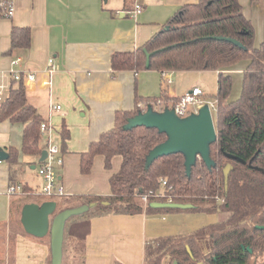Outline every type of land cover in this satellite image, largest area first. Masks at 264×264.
<instances>
[{
    "label": "trees",
    "instance_id": "16d2710c",
    "mask_svg": "<svg viewBox=\"0 0 264 264\" xmlns=\"http://www.w3.org/2000/svg\"><path fill=\"white\" fill-rule=\"evenodd\" d=\"M217 37L235 40L243 48ZM30 43L29 28L11 27L8 53L27 50ZM243 61L246 64L241 73L240 96L228 101L233 84L230 72ZM110 65L112 75L122 71L217 72L216 141L210 146L214 167L208 169L197 159L187 176L183 156L173 154L156 159L146 168L147 154L163 143L166 136L154 128L126 130L125 126L130 118L148 107L155 110L157 102L174 105L180 97H169L165 92L146 98L135 94L133 110L117 112L113 128L79 155L82 175L90 173L96 156L103 157L107 171L111 170L112 159L120 157L118 171L109 177V195L47 199L56 203L51 219L67 209L88 207L85 213L71 217L65 224L61 264H84L85 240L94 218L177 213H221L227 218L187 235L146 241L144 264H248L251 256L264 251V228H257L264 226V39L254 46V28L243 15L239 0H198L182 6L143 45L132 52L112 54ZM138 104L143 105L140 108ZM5 120L23 127L20 153L40 157L43 150L40 125L45 121L29 103L22 82L11 81L6 97L0 102V122ZM59 134L60 151L65 152L70 138L67 127L63 125ZM8 154L7 163L12 169L18 164L19 152L10 148ZM227 154L244 164L227 158ZM227 165L230 171L225 178L223 170ZM21 187L25 198L32 197L26 186ZM143 196H147L146 205L141 201ZM151 203L191 207L155 209L150 207ZM16 215L18 219H12V226L25 233L21 215ZM46 237L50 242V235Z\"/></svg>",
    "mask_w": 264,
    "mask_h": 264
},
{
    "label": "crops",
    "instance_id": "0c3cea01",
    "mask_svg": "<svg viewBox=\"0 0 264 264\" xmlns=\"http://www.w3.org/2000/svg\"><path fill=\"white\" fill-rule=\"evenodd\" d=\"M130 1L14 0L13 16L0 21L2 97H6L12 81L8 73L11 61L18 58L20 61L15 68L35 75L34 81L25 87L29 103L49 124L52 141L59 147V133L63 125L67 127L70 138L61 155L63 158L68 153L77 154L78 169L80 153L102 133L113 128L117 112L133 110L135 94L146 98L158 97L165 92L169 97H181L193 88L201 89L196 83L203 72L122 71L112 75V54L134 51L157 33L179 8L198 0H137L143 9L136 16L130 13L133 5ZM249 1V5L252 3L254 8L261 9L264 15V0ZM240 4L243 10V3ZM12 26L30 29L29 49L8 53ZM49 59L53 60L56 70L50 78V86H46ZM212 73L217 80V72ZM162 76L169 78L171 83L163 84ZM50 105H58L60 110H51ZM22 129L21 125L7 120L0 122V147L7 153L10 148L19 152L18 164L12 169L7 161L0 162V264H50L49 241L18 231L11 223L17 219L16 211L21 215L25 204L48 201L27 200L19 194L7 195L10 185H24L32 192L30 196H38L42 185L36 174L40 157L20 153ZM94 159H100L104 168L103 157ZM112 161H116L113 169ZM112 161L111 170H105L107 185L94 187L89 194L109 195V177L118 171L121 159L114 157ZM34 177L40 182L35 183ZM57 177L63 186L62 177L58 174ZM13 208L16 211L13 212ZM198 215L139 214L94 218L85 240L84 264H144L146 241L194 232L204 227L194 225Z\"/></svg>",
    "mask_w": 264,
    "mask_h": 264
},
{
    "label": "water",
    "instance_id": "95a60500",
    "mask_svg": "<svg viewBox=\"0 0 264 264\" xmlns=\"http://www.w3.org/2000/svg\"><path fill=\"white\" fill-rule=\"evenodd\" d=\"M106 1V0H104ZM217 40L228 41L240 48H243L235 40L221 37ZM146 67H148V58L146 56ZM136 127L154 128L159 133L166 136V140L155 146L146 156L145 167L148 168L153 161L158 158L173 154H181L184 158L185 174L190 175L191 168L195 165L197 159H201L208 169L214 167V162L210 157V146L216 141V130L209 112L208 106H202L197 114H190L184 118L177 117L173 111L164 109L162 112L154 111L148 107L145 112H140L130 118L125 126L126 130ZM46 151L42 150L39 162L46 158ZM227 158L238 160V158L226 155ZM9 155L0 147V162L7 161ZM230 171V165H227L223 174L226 178ZM151 208H178L188 209L190 205L172 204V203H151ZM56 203L46 201L41 204H25L21 210L20 222L24 232L35 238H44L50 235V264L62 263V244L64 236V227L68 219L73 216H79L88 210L87 206L67 209L56 214ZM263 229L264 226H258ZM249 252H251L249 250ZM173 264H176L175 262Z\"/></svg>",
    "mask_w": 264,
    "mask_h": 264
},
{
    "label": "rangeland",
    "instance_id": "374dc122",
    "mask_svg": "<svg viewBox=\"0 0 264 264\" xmlns=\"http://www.w3.org/2000/svg\"><path fill=\"white\" fill-rule=\"evenodd\" d=\"M243 3V14L252 22L254 28V46H257L261 43L264 39V15L261 14L259 8H254V6L249 5V0H240ZM8 20V19H0L1 22ZM246 62H240L237 64L233 71L231 72L232 75V91L228 101H233L239 98L240 96V89H241V73L243 70H238L239 68L244 69ZM200 79L197 80L196 85L201 88L204 96L201 97L199 100L201 102H215L214 97L216 94V75L212 72H203L200 75ZM194 78V77H193ZM199 78V77H198ZM192 83V82H191ZM193 83L190 84L192 87ZM161 104H164L162 102ZM143 104H141L142 106ZM154 111L158 112L157 107ZM216 114L212 112V120L214 123ZM215 126V124H214ZM41 141V148H44L45 142ZM116 161H112V169L115 168ZM57 174L62 177V184L64 188V194L66 196H75L81 194H89L94 187H101L102 185H107V172L102 166V162L100 159H94L91 171L88 175H82L78 169V156L77 154L68 153L63 155V166L58 169ZM25 176H23L24 178ZM22 179V178H21ZM20 180V177L17 178V181ZM39 181L34 177V182ZM39 192V190H38ZM37 192V193H38ZM38 196L32 197H24L23 194H19L18 196H23V198L27 200H35V201H42L48 199L44 196L37 194ZM18 214V213H17ZM18 219V216L16 217ZM194 221V225L197 227H202L205 225H209L215 222H220L223 220L224 216L221 213L216 214H203L200 213ZM16 229V228H15ZM18 231H22L21 228L17 229ZM176 233V232H175ZM182 235V234H181ZM49 240L48 237L45 238ZM248 264H264V251L256 252L253 256H251Z\"/></svg>",
    "mask_w": 264,
    "mask_h": 264
},
{
    "label": "built area",
    "instance_id": "2783aa9c",
    "mask_svg": "<svg viewBox=\"0 0 264 264\" xmlns=\"http://www.w3.org/2000/svg\"><path fill=\"white\" fill-rule=\"evenodd\" d=\"M133 1L132 9L130 11L132 16H136L141 13L142 5L137 0ZM14 0H0V19H10L13 16ZM119 13V12H117ZM20 59H14L11 61V67L8 70L9 76L12 81L22 82L23 87L25 88L30 82H33L35 75L32 73H24L17 70L15 67L18 65ZM56 67L52 59L48 60V67L46 69V74L48 75L49 80L45 82L46 86H50V78L55 72ZM163 84L168 85L171 83L169 78L162 76ZM4 90L3 84L0 83V102L4 99L2 97ZM204 94L199 88H193L189 92L185 93L180 97V100L169 106H164L161 102H157L158 112H162L164 109H168L174 112V114L179 118H184L190 114H197L198 110L202 106H208L209 112L212 117V112L216 113V103L207 101L201 102L199 99L203 97ZM138 107H142L141 104H138ZM51 110H60L58 105H50ZM153 109V108H152ZM40 132L43 137L46 138L45 151L47 153L46 158L41 162V164L36 169L37 176L42 180V185L39 190V195L46 198L52 197H62L65 196L64 188L60 184L57 177V170L63 166V158L61 155L60 147L52 141V130L47 122H43L40 125ZM165 183L163 182L162 185ZM22 194L21 185H10L7 189V195H17ZM141 201L144 205L147 204V196H143Z\"/></svg>",
    "mask_w": 264,
    "mask_h": 264
},
{
    "label": "flooded vegetation",
    "instance_id": "af4514ba",
    "mask_svg": "<svg viewBox=\"0 0 264 264\" xmlns=\"http://www.w3.org/2000/svg\"><path fill=\"white\" fill-rule=\"evenodd\" d=\"M226 218H227V216H226L222 221H224ZM220 222H221V221H220Z\"/></svg>",
    "mask_w": 264,
    "mask_h": 264
}]
</instances>
